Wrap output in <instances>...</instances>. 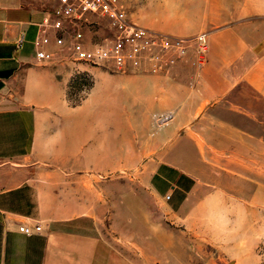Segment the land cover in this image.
I'll list each match as a JSON object with an SVG mask.
<instances>
[{"label": "crops", "instance_id": "1", "mask_svg": "<svg viewBox=\"0 0 264 264\" xmlns=\"http://www.w3.org/2000/svg\"><path fill=\"white\" fill-rule=\"evenodd\" d=\"M49 6L0 0V264H135L134 211L127 200L118 211L117 182L103 186L102 175L128 167L137 140L151 153L152 176L162 168L180 181L177 218L198 210L203 185L217 194L232 174L260 163V139L239 121L255 119L264 100V3L125 0L134 24L180 47L156 49L114 74L94 69L97 79L124 85L94 84L77 106L64 93L68 50L49 33L48 59L34 56ZM121 104L134 122L126 131L118 128ZM161 116L167 123L151 134ZM35 225L39 233L18 231Z\"/></svg>", "mask_w": 264, "mask_h": 264}, {"label": "rangeland", "instance_id": "2", "mask_svg": "<svg viewBox=\"0 0 264 264\" xmlns=\"http://www.w3.org/2000/svg\"><path fill=\"white\" fill-rule=\"evenodd\" d=\"M103 29L102 24L89 28V38L102 40L105 36ZM65 55L70 76L64 93L70 106L79 105L94 84L117 89L124 85L118 77L97 79L92 73L98 69L114 74L124 67L114 70L103 65L76 63L69 53ZM57 76L62 78L60 72ZM121 107L124 104L118 108V128L126 131L134 122L127 119ZM126 112H129L128 105ZM166 123L167 120L152 121L150 133ZM239 125L260 139V163L241 170L240 176L232 174L235 176H231L229 182L223 181L218 185L222 191L217 194H209L211 191L206 190L211 188L203 185L197 191L200 196L197 199L198 210L186 217L173 215L185 196L183 192L180 196L175 194V186L180 188V181L162 168L152 176L153 170L146 166L151 153L139 151L137 140L134 152L128 156V167L103 174L101 180L98 178L103 186L110 180L117 182L118 211L125 207L126 200L128 211H134L135 264H264V100L259 107L256 106L255 119L240 120ZM233 170L236 173L238 169ZM24 202L19 200L18 203L23 207ZM103 203L109 205V198H105ZM30 206L35 208L33 204Z\"/></svg>", "mask_w": 264, "mask_h": 264}, {"label": "built area", "instance_id": "3", "mask_svg": "<svg viewBox=\"0 0 264 264\" xmlns=\"http://www.w3.org/2000/svg\"><path fill=\"white\" fill-rule=\"evenodd\" d=\"M102 24L105 36L94 41L88 36V29ZM39 34L33 41L35 59H48L49 33L53 35L58 49H67L73 62L91 66H108L121 70L132 63L138 64L142 55L154 50L165 51L180 47L178 39L154 35L134 24L128 17L125 0H50L39 24ZM200 41L201 59L206 52L205 36ZM123 69V70H124ZM166 121L167 116L158 118ZM18 231L31 235L39 233L41 227L20 226Z\"/></svg>", "mask_w": 264, "mask_h": 264}]
</instances>
